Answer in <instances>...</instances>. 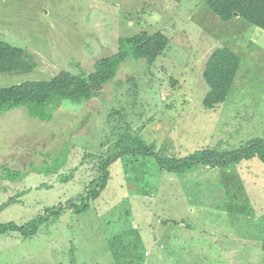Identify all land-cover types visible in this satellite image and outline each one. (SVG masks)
<instances>
[{"label":"rangeland","instance_id":"1","mask_svg":"<svg viewBox=\"0 0 264 264\" xmlns=\"http://www.w3.org/2000/svg\"><path fill=\"white\" fill-rule=\"evenodd\" d=\"M158 30L170 38L164 52L153 63L129 58L101 96L64 99L51 121L25 107L0 116V223L43 220L28 237L0 233V264H264L259 158L232 172L197 165L177 174L127 154L87 211L52 213L90 192L85 156L112 151L121 138L186 157L263 134L247 126L254 110L264 118V29L242 17L222 21L205 0H0V41L38 63L31 73H0V87L62 69L90 72L119 37ZM217 46H230L242 64L226 101L210 109L202 72Z\"/></svg>","mask_w":264,"mask_h":264},{"label":"trees","instance_id":"2","mask_svg":"<svg viewBox=\"0 0 264 264\" xmlns=\"http://www.w3.org/2000/svg\"><path fill=\"white\" fill-rule=\"evenodd\" d=\"M209 10L222 21H230L234 17H242L249 23L264 29V0H205ZM170 38L161 30L142 31L137 34L118 38V49L110 55L99 58L94 70L72 71L62 69L47 79H28L21 83L0 87V116L18 107H25L28 114L43 121H51L53 111L60 101L70 99L86 102L101 96L109 82L114 80L121 65L129 58L145 59L153 63L169 46ZM25 48L7 41H0V73H31L38 63ZM242 64L241 56L230 46H217L208 55L203 79L208 90L203 98L206 108L213 109L226 101L237 79ZM139 140L138 135L129 138ZM141 140V139H140ZM126 140L121 138L115 142L112 151L104 150L88 154L84 160L93 176L87 182L89 193L79 194L61 203L53 212L55 215L66 211L85 212L90 207V200L97 198L109 182L111 167L127 154L153 157L159 166L166 171L182 174L197 165L229 167L242 160L259 158L264 163V138L255 137L238 148H206L197 150L186 157L162 156L154 144L141 143L143 146H124ZM41 218H34L22 225L0 223V233L19 231L23 237L38 232L42 224ZM264 249V239L262 240Z\"/></svg>","mask_w":264,"mask_h":264},{"label":"crops","instance_id":"3","mask_svg":"<svg viewBox=\"0 0 264 264\" xmlns=\"http://www.w3.org/2000/svg\"><path fill=\"white\" fill-rule=\"evenodd\" d=\"M249 108H253V110L255 109V105L253 104V103H250V102H248V105H247ZM253 113V116L255 117V118H253V120L252 121H250L252 124H249L247 127L248 128H250V129H252V130H254V129H256V128H259V127H261L262 126V133L263 134H259V136H257V137H263L264 138V118H260L259 119V117H256V112H255V110L252 112ZM255 119H256V121H255ZM224 141L223 140H221L220 141V143H223ZM247 142V141H246ZM223 145V144H222ZM257 158V157H256ZM251 160H253V159H250V160H247V161H251ZM241 162V161H240ZM234 164V163H233ZM237 164H239V163H237ZM232 164L229 166V167H226V168H223V167H215L216 168V172H221V173H223L224 172V169H226L227 170V172H232ZM252 166V168H254V165H251ZM205 167V166H204ZM256 167H258V168H264L262 165H256ZM208 168V167H207ZM210 168V167H209ZM224 178H225V180L228 182L229 180H230V178H232V175H229V176H227V175H224ZM224 178H223V180H224ZM247 178V177H246ZM258 179V177L256 176L254 179ZM250 179V181H252V180H254V179H252L251 177L249 178ZM259 180V179H258ZM223 197H224V195H222Z\"/></svg>","mask_w":264,"mask_h":264}]
</instances>
